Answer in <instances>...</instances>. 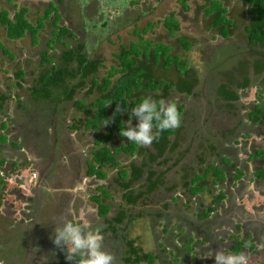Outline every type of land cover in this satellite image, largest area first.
Instances as JSON below:
<instances>
[{"label": "rangeland", "instance_id": "374dc122", "mask_svg": "<svg viewBox=\"0 0 264 264\" xmlns=\"http://www.w3.org/2000/svg\"><path fill=\"white\" fill-rule=\"evenodd\" d=\"M52 1L0 0V9L7 11L10 17L14 7L15 10L25 8L27 20L34 23ZM64 1L75 14L70 19L71 11L58 7L63 15L58 24H67L74 35V40H63L72 46L81 42L87 52L86 57L100 61L94 74L97 80L111 65H116L114 55L120 46L127 47L128 43L138 41L133 31L140 32L146 24H151L149 30L140 33L141 38L169 46L171 55H178L186 62V68L196 82L190 95L180 94L172 88L167 97L159 98L175 102L183 109L177 148L143 168L140 180L129 187L133 195L143 194L134 204H127L122 197L124 190L113 182L115 169L104 168L106 177L103 180L85 176V161L90 158L94 137L89 131L70 128L75 126L74 120L83 121L82 113L71 105L72 101L57 105L54 98L57 95L60 97L58 92H53L51 101L32 100L29 88L40 72L37 68L38 54L46 50L56 64L62 50L59 44H54L52 48L45 45L52 38L49 20L43 21L44 27L38 32V42L33 47L27 35L9 41L0 27V47L5 50V53L0 50V89L8 88L6 97L18 96L19 99L18 109L13 111L15 118L7 120L8 125L4 123V129L0 126V137L5 136L10 143L0 146V159L5 158L4 162L11 163L10 158L15 155V163L23 170L20 176L28 177L30 172L36 173L30 186L24 188L13 177L14 168H7L5 172L4 166L0 168L3 171L0 175V264H57L66 256V249L56 247L51 237L54 228L62 226L66 219L99 231L103 236V247L117 257L127 256L126 242L130 241L139 255L150 254L151 264H215L212 253L217 226L208 227L214 224L213 219L210 224L204 225L207 229L204 236L200 234L199 221L191 217L186 222L184 212L189 213L190 210L196 215L201 210L199 205L211 207L218 192L232 200L233 196L227 192L229 184L233 186L237 183L235 187L238 189L233 188L231 192L236 197L238 195L236 200L242 198V186L248 184L247 176L242 173L237 182H231L233 169L253 171L262 161L254 163L252 159L264 158L261 152L252 155L251 160L248 158L255 149H264V127L246 119L254 105L264 106V71L253 72V65L258 60L264 61V49L246 43L244 5L240 0H218L227 9L226 17L232 21L231 34L222 39L208 27L210 18L202 12L204 0H188L184 4L185 9L180 0ZM169 13L174 15L179 25L173 36H168L161 25ZM178 37L189 41L187 50L175 42ZM51 44L49 41L48 45ZM16 67L25 72L20 87L16 86L13 77ZM157 73L166 75L172 84L176 81L177 74L172 66L169 72L158 68ZM88 86L86 80L84 87L75 91L73 100L83 101L89 106L96 93L85 95ZM221 86L233 93L235 99H224L219 93ZM155 93L159 95L161 92ZM2 121L6 122L5 107L0 106V123ZM127 122L124 121L125 127ZM137 124V121H132L133 127ZM120 144H125V141L113 135L107 145ZM210 145L216 150H210ZM18 146L19 149L14 151ZM139 147L144 149L141 154L116 155L119 168L128 169L130 162L135 165L147 162L150 148ZM222 157L227 163L221 162ZM199 158L202 162L198 161ZM210 164L218 166L214 167L217 176L222 175L220 170L224 171L226 181L222 185H212V174H207L204 183L208 188L194 197L188 196V187L183 183L189 184L193 175H201L205 166ZM149 169L153 178L159 177L156 185L145 192L148 186L145 176ZM261 174L262 171L256 173L257 176ZM25 181L28 183L27 178ZM99 187L108 194L107 197L99 196L102 204L109 206L108 213L102 217L97 215L96 206L90 200L91 195L99 193ZM256 194V198L261 197V203H255L258 207L264 198L259 191ZM184 201L190 205L186 209L181 208ZM248 202L247 197L246 208L249 207ZM222 204H215L214 209ZM119 206L124 216L120 223H114L109 219L114 217ZM229 232L234 240L241 235L240 231L235 233L233 229ZM196 233L200 234L199 238ZM162 242L170 249L160 255L156 252L158 249L154 250L153 243L163 248ZM242 243L249 252L252 250L253 244L246 240ZM251 255L250 264H264V247ZM118 264L125 263L120 261Z\"/></svg>", "mask_w": 264, "mask_h": 264}, {"label": "trees", "instance_id": "16d2710c", "mask_svg": "<svg viewBox=\"0 0 264 264\" xmlns=\"http://www.w3.org/2000/svg\"><path fill=\"white\" fill-rule=\"evenodd\" d=\"M188 0H180L181 6L185 9V2ZM244 5V13L247 16V24L243 26V32L246 36V43L249 46L260 47L264 49V0H240ZM205 5L202 8L204 16L209 17V29L213 30L222 39H227L231 34L232 21L226 17L227 9L221 5L218 0H204ZM26 9L19 8L15 10L11 17H8V12L0 9V27L4 29L6 39L10 41L18 40L25 35L30 38L32 43H35L36 33L43 27L42 21L48 19L50 14L52 15L51 25L55 26L59 16L57 15V8L50 4L47 9L43 11L41 16L35 18L34 23H31L26 18ZM161 25L168 36H173L175 32L179 30V25L174 19V15L169 13L161 21ZM151 24H146L140 32L133 31V34L138 36V41L130 42L126 46H120L118 53L114 55L116 65H111L105 75L100 80L94 77L97 72V68L100 65V61L96 59H88L83 52V45L76 44L72 48L69 47L65 38H70L71 33L65 27L60 26L52 31L54 40L59 42L63 51L59 54L58 67L50 65L47 68H40L33 85L29 88V92L33 95L32 100H53V92H58V95L54 98L58 104L64 101H72L71 105L77 108L83 115V121L79 122L74 120L75 126L71 125L70 128L74 130L89 131L93 133L94 140L92 141V148L89 151L90 158L85 161V176L94 178L97 180L105 179L104 168L115 169L116 177L113 178V182L124 190L122 194L123 199L127 204H134L135 201L143 194H132V190L129 187L140 180L143 174V168L148 164L153 163L157 158H162L166 153H173L177 148V142L179 140V134L181 132V126L178 129L172 131L163 132L157 140L149 147L150 151L147 153V162L135 165L130 162L128 169L119 168L120 165L116 161V155L122 153L125 155L133 156L135 154H141L144 152L142 147L128 141L127 138L120 136L121 129L125 128L124 121H128L131 117L132 121H138L134 116H131V109L136 107L143 98L152 97L159 101V98H165L173 88L176 92L184 95H190L195 85V77H191L190 71L187 70V64L181 60L178 55L170 54V47L159 42H151L143 40L140 33H145L151 28ZM52 40L50 42H53ZM180 48L187 50L190 46L189 41L184 38H176L175 41ZM1 49V47H0ZM2 50V49H1ZM5 50H3L4 52ZM5 53V52H4ZM264 58V54L262 55ZM49 61L45 58V52L41 53V67ZM50 64V63H49ZM171 66L174 72L177 74L176 81L172 84L166 75L157 73V69L161 68L162 72H169ZM264 71V61L258 60L253 65V72L259 73ZM161 75V76H160ZM16 86L20 87L22 79V73L18 70L13 73ZM86 80L89 82V86L85 90V95L96 93V96L91 100L89 106H86L83 101L73 100L75 91L84 87ZM245 81V80H244ZM160 91L157 95L155 92ZM219 93L224 99H235V95L231 92L224 90L221 86ZM0 106L2 105L3 97L1 96ZM18 101V96H15ZM19 104V103H18ZM117 105L121 107V111L117 112ZM178 110L182 114L183 109L181 106H177ZM246 119L252 124H259L264 127V106L260 104L254 105L247 115ZM109 120L105 126L106 121ZM2 128L5 125L1 124ZM155 131V129H154ZM113 135L118 139L125 141V144L120 145H107L111 141ZM171 138V139H170ZM0 146L3 144L10 145L5 136L0 137ZM264 141V140H263ZM14 144V143H13ZM16 147V145H15ZM213 148L210 145L208 148ZM210 150H216L215 148ZM258 152L264 155V149H255L253 153L248 155L251 160L252 155L256 156ZM225 158H221V162ZM256 160V159H252ZM200 162L202 159L199 158ZM262 163L252 171V176L258 181H264V158ZM2 159H0V166H2ZM229 164V163H228ZM214 165H207L203 169L201 175H193L189 184L187 185V194L189 196H195L196 194L204 192L208 187L204 183V179L207 174H212L210 183L216 185L218 183H224L226 176L224 171L220 170L221 176H217L214 171ZM234 170V175L231 176V182L239 180L238 177L243 173L237 169ZM262 171L260 176L256 173ZM159 175L153 178V174L149 169L145 176L148 186L145 192H149L158 181ZM152 178V179H151ZM199 183L198 185H195ZM99 193L97 195H91L90 200L95 204L97 215L100 217L105 216L108 213L109 206L102 204L99 196L107 197L108 194L101 189H97ZM207 193V192H206ZM223 199L222 193H217L212 204H218ZM203 209V208H202ZM211 211V207L201 210L202 217H205ZM124 211L119 206L117 212L111 220L114 223H120L123 219ZM127 256L123 258L125 264H137L140 262H146L151 264L152 257L150 254H138L137 248L132 246V243L126 242ZM240 243H237L234 252H238ZM74 262V261H73ZM75 263V262H74ZM21 264V263H20ZM57 264H71L66 260V256Z\"/></svg>", "mask_w": 264, "mask_h": 264}, {"label": "clouds", "instance_id": "9594fccd", "mask_svg": "<svg viewBox=\"0 0 264 264\" xmlns=\"http://www.w3.org/2000/svg\"><path fill=\"white\" fill-rule=\"evenodd\" d=\"M116 111H121L119 105H117ZM131 116L138 119V124L133 127L130 117L126 127L121 129L120 136L144 147H150L163 132L178 129L182 123V115L175 102H166L163 99L157 101L152 97L143 98L136 107H133ZM105 121V126L110 123L109 120ZM11 166L7 168H14L15 172L13 173L15 176L13 177L20 181L19 186H25V178L28 180V186L36 178H31V173H35L30 172L31 170L28 177L20 176L23 170L16 165ZM5 170L3 171L5 172ZM3 171L0 170V175ZM9 179L7 178V181H11ZM51 239L56 247L66 249V260L69 262L74 261L75 264H116L114 254L103 247V236L100 232L87 229L80 223L66 219L62 226L54 228ZM213 259L215 264H247V257L243 252L239 254L231 253L224 248H217Z\"/></svg>", "mask_w": 264, "mask_h": 264}, {"label": "flooded vegetation", "instance_id": "af4514ba", "mask_svg": "<svg viewBox=\"0 0 264 264\" xmlns=\"http://www.w3.org/2000/svg\"><path fill=\"white\" fill-rule=\"evenodd\" d=\"M84 1H86L87 3L89 2L88 0H84ZM86 2H84L85 4H86ZM67 3L68 2H66V1H64V0H53L52 2H49L48 4H47V7L45 8V9H47L48 8V6L50 5V4H52V5H54L56 8H57V15L59 16V20H57L56 21V23H55V26H52L51 25V19H52V15L50 14V16L48 17V19H46V20H49V24L51 25V27H52V30H51V35H52V31H54L56 28H58V27H60V26H63V27H65L67 30H69L70 31V33H71V37L70 38H67L68 40H74V35H73V32L71 31V29L68 27V25L66 24V25H59L58 23L61 21V18L63 17V15H62V12H60L59 11V6H62V7H65L66 8V10L67 11H71V13H72V15H69L70 17V19H71V16H74V11H72V9H71V7H70V5L68 4L67 5ZM87 5V4H86ZM44 9V10H45ZM43 10V11H44ZM76 11V10H75ZM8 17H9V13H8ZM11 17V16H10ZM69 18H68V24L70 23V20H69ZM45 21V20H44ZM42 24H43V27H44V23H43V21H42ZM43 27L42 28H40L39 30H38V32L41 30V29H43ZM38 32L36 33V39H35V43H32L31 41H30V46L31 47H33V46H35V45H37V42H38V40H37V34H38ZM6 38V37H5ZM23 38V37H22ZM21 39V38H20ZM19 40V39H18ZM29 40H30V38H29ZM53 41L54 40V35H52V38L51 39H49V40H47L46 42H45V45H47V47L48 48H52L53 47V45L54 44H59V42H56V41H53V42H51L52 44L51 45H48V43H49V41ZM10 41V40H9ZM16 41V40H15ZM67 41V40H66ZM67 43H68V41H67ZM69 44V47L70 48H72L73 46H75L76 44H82L81 42H77L75 45H71V43H68ZM83 45V44H82ZM59 46H60V44H59ZM1 50V49H0ZM85 49H84V45H83V52L85 53V51H84ZM2 51V50H1ZM63 51V48H62V50L60 51V53ZM3 52V51H2ZM43 52H45V58L49 61V63H45L42 67H41V65H40V61H41V53H43ZM59 53V54H60ZM87 53V52H86ZM85 53V56L87 55ZM38 57H39V59L37 60V68H47V67H49L50 65H54V66H56V67H58V65H59V62L58 63H54L49 57H48V55H47V51L46 50H42L39 54H38ZM59 58V57H58ZM88 58V57H87ZM20 71L21 73H22V79H23V77H24V75H25V72L21 69V67H16V70H15V72L16 71ZM2 72V71H1ZM5 72V71H4ZM8 89V88H7ZM7 89H0V100L2 99L1 98V96L3 97V101H2V104H3V102L4 101H6L7 100V98H10L11 97V99H13V100H15L16 101V99H15V96H9V97H6V95H7ZM3 91H5V94H3ZM9 103H12V101H9L8 102V104ZM8 114V115H7ZM7 115V116H6ZM6 122L5 121H3L6 125H8L7 124V120H13L14 118H15V114L14 113H12V112H10V113H6ZM4 124V125H5ZM16 151V150H15ZM18 151V150H17ZM253 153V152H252ZM251 154V152L249 153V155ZM16 156L14 155V158H15ZM257 161H259V160H253V162L254 163H256ZM5 164H3V166H4ZM243 173H245V175L247 176V179H248V177L250 176V181L249 182H253L255 185H259V186H263L264 187V181H258L255 177H253L252 175H251V173L249 172V169L247 170H243ZM248 174V175H247ZM19 181V180H18ZM238 181V180H237ZM236 181V182H237ZM20 182V181H19ZM235 182V181H234ZM223 183H218L217 185H222ZM236 185H237V183H236ZM236 185H233V186H230V184H229V186H228V190H227V192L230 194V195H232L233 196V198H232V200L228 197L227 198V195L226 196H223V199L221 200V202L223 203L219 208H215L214 209V207L216 206L215 204H211V211L209 212V214L207 215V216H205V217H202V214H201V210H203V209H207L209 206H207V207H202L201 205H199V207L201 208V210H200V212L198 213V214H196V215H194L193 213L194 212H192V211H190L189 210V213H187L185 210V212H184V214H185V218H186V222H189L190 220L189 219H191V217H193V220L194 219H196V220H198L199 221V226H200V228L201 229H199L200 230V234L201 233H203L204 234V236H206V231H207V229H206V227L204 226L205 224H210V222L212 221V219H213V221H214V224L213 225H208V227H210V228H212L213 226H219V224L221 223L222 224V222L223 223H227L229 226H231V227H229L228 226V228H230V229H233L234 231H235V233H238L239 231V233H241V235H240V237H239V239H237V240H234V238L233 239H231V238H229V243L230 242H232L233 244H237V243H240V247L238 248V250H244V245H243V241L244 240H246V241H248L249 243L252 241L253 243V248H252V250L249 252V254H252V252H254V253H256V251L257 250H261V249H263V247H264V225L262 224V223H258V227L260 228V234H259V236H257V237H253V238H247L246 237V234H245V232H246V230L244 229V224H243V227H241V230H239V229H235L234 228V226L232 227V224H230L232 221H230V218H231V215L229 214H226V212H224V205L226 206V208L227 209H233L232 207L235 205V199H236V194L235 195H233L234 193L233 192H231V189H233V188H236L235 186ZM242 185V184H241ZM30 186V185H29ZM236 189H238V188H236ZM223 194V193H222ZM189 196V195H188ZM196 196V195H195ZM229 196V195H228ZM263 198H264V194H263ZM247 199V198H246ZM188 202L187 201H184V203L181 205L182 207V209H186L188 206L187 205H189V203L187 204ZM219 204V203H218ZM190 206V205H189ZM260 207H264V202H262V204H260L259 205ZM191 208V207H190ZM193 208V207H192ZM203 208V209H202ZM181 213H183L182 211H181ZM211 214H213V218H211ZM188 215L190 216V218L188 217ZM232 217H234V216H232ZM218 219V220H217ZM234 219H235V221H238V219L237 218H235L234 217ZM218 221V222H217ZM234 221V220H233ZM217 228V227H216ZM220 227H218V229H219ZM183 232V234L186 232L185 230L184 231H182ZM229 232V231H228ZM222 236V232L220 231V230H218V232H217V234H216V236H215V239L213 240L214 242V247L215 246H217V247H219V248H224V247H226V245H220V244H222V240H223V237H225L224 235L222 236V238L220 239V236H219V234ZM196 234H198V233H196ZM200 234H198V238H199V236H200ZM193 238H196V237H193ZM198 238H196V239H198ZM220 239V240H219ZM200 240V239H199ZM217 241H218V243H217ZM163 243V242H162ZM220 243V244H219ZM154 245H155V249L154 250H157L156 252H158L160 255H163V254H166V251H168L170 248H167V246H165V243H163L164 245H163V248H158L157 247V244H155V243H153ZM199 244V243H198ZM226 249V248H225ZM163 250V251H162ZM162 251V252H161ZM163 252H165V253H163ZM213 252V251H212ZM214 253H215V251L212 253V256H214ZM236 254H239L238 252H236ZM245 255H246V253H245ZM116 257V264H118V262H120V261H122L123 262V258L119 255L118 257L117 256H115Z\"/></svg>", "mask_w": 264, "mask_h": 264}, {"label": "crops", "instance_id": "0c3cea01", "mask_svg": "<svg viewBox=\"0 0 264 264\" xmlns=\"http://www.w3.org/2000/svg\"><path fill=\"white\" fill-rule=\"evenodd\" d=\"M6 101H8V102L12 101V103L8 104V103H5V101H4L3 104L1 105V106L5 107V115H6V113H10V112L14 113L13 111L18 109L17 100L15 101V100L11 99V97H10V98H7ZM11 104H13V105L11 106ZM1 124H4V122L2 121L0 123V125ZM16 149H19V146L17 148H15V150ZM5 160H7V159H5V158L2 159L3 164L7 163L4 165L5 169H7V167H12L11 165L17 166V164H18V163H15L14 157H12V156L10 158L11 163L4 162ZM249 181H250V176L247 179L248 184L247 185L245 184L242 186L243 187V191L241 192L243 194L241 196L242 198H239L238 200H236L238 197V195H237L236 199L234 200L235 205L232 207L233 209H227L226 206L224 205V212H226V214H228V215L229 214L231 215L230 221H232V222L230 224H232V227L234 226L235 229L241 230V227H243V224H244V229L246 230V232H245L246 237L247 238H249V237L253 238V237L259 236L260 228L258 227V223H262L264 225V222H263V220H264V212H263L264 207H260V206L257 207V204L261 203V197L258 196V198H256L257 197L256 193L258 191L260 192V195L264 194V192H263L264 190L260 191V189L261 188L263 189L264 187L259 186V185H255L254 183H251ZM27 184L28 183H26V181H24V185L28 186ZM247 197H248V201H249L248 202L249 203L248 208H246L244 205V203H246ZM256 202H258V203L255 204ZM232 216L237 218L238 221H235L234 217H232ZM228 226L229 225L227 223H223V222H222V224L220 223L219 226H217V232H218V230H220L222 232V236L223 235L225 236V237H223L222 244H220V243L219 244L220 245H226V247H224V249L226 248L225 249L226 251L231 252V253H235L234 247H235L236 243L235 244H233L232 242L229 243V238L232 235H230V232H228L230 229V228H228ZM218 227H220V228L218 229ZM229 227H231V226H229ZM219 236L221 239L222 236L220 234H219ZM217 243H218V241H217ZM252 243L253 242L251 241L250 244H252ZM244 247H245L244 250H239L238 253H241V252H243L244 254L246 253L247 264H250L249 259L252 257V255L249 254V249H247V246L244 245ZM217 248H219V247L215 246L213 250L216 251Z\"/></svg>", "mask_w": 264, "mask_h": 264}, {"label": "built area", "instance_id": "2783aa9c", "mask_svg": "<svg viewBox=\"0 0 264 264\" xmlns=\"http://www.w3.org/2000/svg\"><path fill=\"white\" fill-rule=\"evenodd\" d=\"M36 177V174L35 173H31V178H35Z\"/></svg>", "mask_w": 264, "mask_h": 264}]
</instances>
